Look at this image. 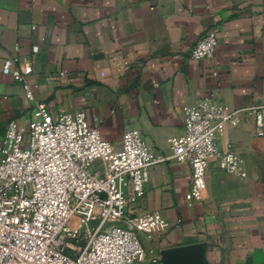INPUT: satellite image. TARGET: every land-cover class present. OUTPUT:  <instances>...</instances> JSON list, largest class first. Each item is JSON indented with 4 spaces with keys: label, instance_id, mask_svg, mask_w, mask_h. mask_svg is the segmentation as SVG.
Masks as SVG:
<instances>
[{
    "label": "crops",
    "instance_id": "obj_1",
    "mask_svg": "<svg viewBox=\"0 0 264 264\" xmlns=\"http://www.w3.org/2000/svg\"><path fill=\"white\" fill-rule=\"evenodd\" d=\"M212 28L213 56L192 60ZM11 57L32 67V100L2 73ZM205 98L237 112L238 125L217 145L239 155L247 177L210 163L202 198L188 207L190 168L173 160L150 167L127 213H156L164 224L140 234L137 264H163L164 250L193 244L204 247L206 264H264V135L250 112L264 105V0H0V142L10 121L26 131L43 103L53 117L84 112L114 149L137 130L169 158L184 108Z\"/></svg>",
    "mask_w": 264,
    "mask_h": 264
},
{
    "label": "built area",
    "instance_id": "obj_2",
    "mask_svg": "<svg viewBox=\"0 0 264 264\" xmlns=\"http://www.w3.org/2000/svg\"><path fill=\"white\" fill-rule=\"evenodd\" d=\"M216 46L212 28L196 42L190 58H211ZM31 72L17 57L2 65V73L20 82L29 100L33 94L26 78ZM250 112L256 134L263 136L264 105ZM236 114L210 98L186 106L183 134L167 140L169 158L149 150L137 130L126 131L114 149L82 111L53 117L40 103L26 131L10 121L0 142V264L141 262L140 234L150 238L164 224L156 213H127L129 202L143 197L150 167L173 160L190 168L188 207L201 200L210 163L245 179L239 155L217 145L227 126L238 125Z\"/></svg>",
    "mask_w": 264,
    "mask_h": 264
},
{
    "label": "water",
    "instance_id": "obj_3",
    "mask_svg": "<svg viewBox=\"0 0 264 264\" xmlns=\"http://www.w3.org/2000/svg\"><path fill=\"white\" fill-rule=\"evenodd\" d=\"M202 245L193 244L166 249L162 252L163 264H206Z\"/></svg>",
    "mask_w": 264,
    "mask_h": 264
}]
</instances>
